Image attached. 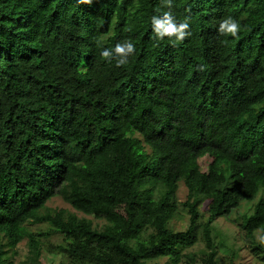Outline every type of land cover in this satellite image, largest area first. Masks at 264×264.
<instances>
[{"label":"trees","instance_id":"16d2710c","mask_svg":"<svg viewBox=\"0 0 264 264\" xmlns=\"http://www.w3.org/2000/svg\"><path fill=\"white\" fill-rule=\"evenodd\" d=\"M168 10L182 41L152 31ZM125 41L127 64L101 56ZM220 218L264 261V0H0V264L24 241L68 264H220Z\"/></svg>","mask_w":264,"mask_h":264},{"label":"rangeland","instance_id":"374dc122","mask_svg":"<svg viewBox=\"0 0 264 264\" xmlns=\"http://www.w3.org/2000/svg\"><path fill=\"white\" fill-rule=\"evenodd\" d=\"M209 163L210 160L207 158L202 159L200 162L203 169L207 168ZM187 194L188 191L186 187L183 183H180L178 192L179 201L182 203L185 202L187 199ZM257 201L258 199L252 203H242L240 208L231 215V219L239 220L242 215L251 214ZM48 207L51 210L65 209L71 213L77 214L79 217H84V215L81 213L75 212L66 202H64L63 199L59 197L50 201L48 203ZM200 211L204 216L203 221H206L209 216L207 203L201 205ZM87 218L91 219L96 226H101L104 222L93 217ZM232 220L220 218L215 223L214 236L219 248V263L230 264L232 261H234L235 264H264V261L257 258L256 256H253L250 249L243 241L241 229ZM172 224L177 230H185L189 225V219L187 215H185V212L182 211V215L175 219ZM30 229L33 232H47L49 230L46 224L30 226ZM199 237L201 239V235ZM257 240L262 241L264 244V232H258ZM51 242L55 244L61 243L62 237L55 235L51 238ZM5 244H7L6 240L0 235V246L3 245L8 248V245ZM204 248L205 244L203 240H200V242L195 247L189 249V251L191 253L200 255ZM18 250L19 255L14 260L15 264H68L67 261L63 259V257L58 256L55 258H50L46 253L40 260H38L36 255L32 254V252L29 250L27 241L22 242L19 245ZM199 262L201 263V261ZM151 264H169V259L163 258L161 260L154 261Z\"/></svg>","mask_w":264,"mask_h":264},{"label":"clouds","instance_id":"9594fccd","mask_svg":"<svg viewBox=\"0 0 264 264\" xmlns=\"http://www.w3.org/2000/svg\"><path fill=\"white\" fill-rule=\"evenodd\" d=\"M166 5L171 9L172 0H165ZM152 31L158 39L168 38L170 41H182L186 35H190L187 31L189 28L188 22H178L171 10L164 11L162 15H153L151 17ZM224 33L231 37H236L241 30V25L235 19L228 17L227 22L222 24ZM135 52V45L130 41L118 42L114 48H104L101 51V56L107 60H112L115 55L118 59H114L117 66H123L128 63V59Z\"/></svg>","mask_w":264,"mask_h":264}]
</instances>
